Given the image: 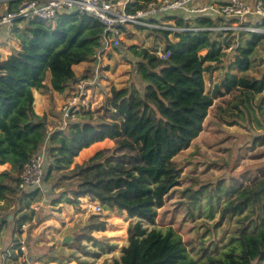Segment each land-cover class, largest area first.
I'll list each match as a JSON object with an SVG mask.
<instances>
[{"label": "trees", "instance_id": "16d2710c", "mask_svg": "<svg viewBox=\"0 0 264 264\" xmlns=\"http://www.w3.org/2000/svg\"><path fill=\"white\" fill-rule=\"evenodd\" d=\"M0 1L8 3L9 11L20 2ZM151 1L134 0L127 12L143 10ZM260 1L264 7V0ZM21 23L22 29L15 32L26 39V47L14 55L24 72L1 76L8 90L0 88V164L9 163L10 170L0 174V201L6 200L9 190L5 180L16 182L17 187L16 175L23 165L44 150V183L52 178L60 187L64 180L76 181L64 192L70 195L67 203L77 204L80 197L95 196L102 205H114L129 218L138 217L119 259L112 264H197L171 229H148L145 222L154 225L157 209L180 186L181 169L174 158L200 134L214 99H221L223 117L233 112L257 132L254 142L264 144V75L251 78L247 74L253 64L252 54L264 35L211 30L215 23L209 17L194 22L199 29L196 31L187 30L191 26L183 17H177L173 26L184 30L152 28L155 35L162 34L169 57L162 60L144 51L133 65V78L120 88H110L105 118L75 120L69 124L65 139L55 144L50 142L45 115L33 109L31 91L49 92V79L71 88L73 67L95 59L102 48L104 28L86 13ZM170 35L173 41L168 40ZM214 72L220 75L206 91L205 76ZM119 119L125 123V130H121ZM104 139L114 145L96 151L81 164H73L83 149ZM95 148L93 145L80 154ZM122 150L137 151L136 162L119 161L124 158L119 154ZM204 193L207 216L217 212L220 221L234 218L236 225L225 249L218 255L203 254V264H264V165L229 185L219 180L214 188L197 192L186 187L181 191L198 202V210L202 209L199 195ZM27 219L22 215L18 228ZM92 220L91 230L105 229L106 222L98 215ZM0 222L5 226V219Z\"/></svg>", "mask_w": 264, "mask_h": 264}, {"label": "rangeland", "instance_id": "374dc122", "mask_svg": "<svg viewBox=\"0 0 264 264\" xmlns=\"http://www.w3.org/2000/svg\"><path fill=\"white\" fill-rule=\"evenodd\" d=\"M7 7L6 1H0V14ZM166 20L168 19H165V22H168ZM224 20L222 17L212 19L218 29L224 26ZM167 24H174V21L171 20ZM233 24L237 25L236 22ZM21 26L22 24L18 25L16 30ZM154 32L152 28L129 26L121 36L118 49L105 50L99 56L96 55L98 58L90 61L81 71L77 70L79 73L75 75L72 87L67 88V97L60 105H55L59 107L57 111L53 109L54 114L58 116L48 112L49 117L51 115L49 118L43 114L51 143L59 144L61 139H65L69 124L75 120L95 122L105 118L104 104L106 97L110 96V88L122 87L133 78V65L144 51L151 52L157 45L164 46L162 34L155 35ZM18 35L20 33L15 32L8 37L14 42L16 39L19 48ZM20 39L23 41V38ZM168 40L173 41V36H168ZM252 58L253 64L247 74L251 78H260L264 75V40L255 49ZM218 75L220 72L212 73L211 78L205 76L206 91L212 88ZM100 95V105L102 104L103 108L99 109V113L92 108L91 100L99 99ZM73 96L77 98L80 113L66 117L62 109L65 105L70 107ZM258 98L259 96H256L257 100ZM221 105V99H214L200 134L175 156L174 162L181 169L180 186L166 199L164 206L157 209L154 225L145 222L148 229L155 228L162 232L171 229L175 236L181 238L188 254L197 260V264H203L204 255H218L225 249V244L235 232L236 223L234 218L220 221L217 212L213 217H208L205 193L199 195L202 209L198 210V202L188 194L182 195L181 191L186 187H191L192 191L197 192L214 188L219 180L224 185H229L244 174H253L256 168L264 165V144L254 142L257 132L233 112L229 113L228 117H223L220 113ZM118 122L121 130H125L123 120L119 119ZM96 151L98 150L95 148L92 152L81 155L77 163L73 164L83 163ZM119 154L124 156L119 161L124 159V164H130L136 162L138 153L122 150ZM75 182L74 179L64 180L60 187H56L54 180L49 178L44 183L46 193H23L20 202L22 211L15 216L17 232L15 231L14 241L25 244V259L29 264H112L114 260L119 259L121 247L127 244L128 235L138 217L129 218L114 205H102L95 196L80 197L77 204L67 203L66 197L70 195H64V192L72 189ZM5 183L9 185V190L6 200L0 201V219H5L7 214L16 208L22 194L17 190L16 182L6 179ZM89 198L91 203L100 205L99 210L87 208ZM22 215L28 217L24 223L26 227L18 228ZM94 215L106 222L104 230L91 231L89 225L95 222L92 220ZM4 227L0 225V235ZM65 236L70 237L68 243L62 242ZM16 248V245L10 248L13 249L10 252L11 260H16L12 264H20L14 252ZM11 260H6L5 264H11Z\"/></svg>", "mask_w": 264, "mask_h": 264}, {"label": "built area", "instance_id": "2783aa9c", "mask_svg": "<svg viewBox=\"0 0 264 264\" xmlns=\"http://www.w3.org/2000/svg\"><path fill=\"white\" fill-rule=\"evenodd\" d=\"M134 0H20L13 11L4 10L0 14V28L6 35L15 33L19 23L27 20L52 21L62 14L86 13L98 20L103 28L102 48L96 55L105 50L118 49L123 33L129 26L144 28H161L164 30L181 31L174 24H167L178 18H185L188 23L193 22L187 30H199L194 22L199 18L209 17L224 18V26L218 29V25L210 28L217 30H238L254 32L264 35V7L260 0H152L143 10L135 13L127 12V7ZM165 19H168L165 22ZM154 20V21H152ZM236 22L237 25L233 23ZM154 57L166 60L170 53L164 50V46L157 45L151 51ZM98 58L95 56V59ZM70 107L64 106L62 111L66 117L70 114L79 115L80 107L76 96L71 97ZM88 106V102L86 103ZM47 165L46 152L39 151L31 156L23 165L18 174L17 190L21 193H46L44 190L45 166ZM91 197V196H90ZM94 198V196H92ZM87 208L100 209V205L87 203ZM22 228L26 226L21 225ZM16 245L14 252L18 256L20 264H29L25 259L26 246L23 242L13 241ZM11 248V247H10ZM9 249L3 257V264L11 259ZM12 264V263H11Z\"/></svg>", "mask_w": 264, "mask_h": 264}, {"label": "crops", "instance_id": "0c3cea01", "mask_svg": "<svg viewBox=\"0 0 264 264\" xmlns=\"http://www.w3.org/2000/svg\"><path fill=\"white\" fill-rule=\"evenodd\" d=\"M22 23H19V25H21ZM19 29L21 27H18ZM11 37H8V35H6L5 31L3 28H0V88L2 90H8V87L6 86V82L5 80L1 77L6 73H10V72H24L22 69V64L21 62L16 58V56L14 55L15 51L20 50L22 47H26V39L20 34L17 36L18 40H19V48L17 47L18 45H16V39L15 42L10 40ZM20 38H23V41H21ZM21 46V48H20ZM13 53V54H12ZM89 64V62H84L81 63L79 65H76L73 67L74 73L77 76V70L81 71V69L84 68L85 65ZM26 72V71H25ZM48 85L50 87V91L47 93H43L41 91H37L35 89H32L31 91V95L33 97V109L36 112V114L38 115H47L49 117L48 112H50L51 115H53L55 113V111L58 110L59 107H56L55 105L59 104L65 100V98L67 97L66 93L67 92V88L60 86L59 84L55 83L52 79L48 80ZM120 88V87H119ZM101 95L99 96V99L94 98L93 100H91L92 102V108L95 110H98V112L100 113L103 106L101 103ZM55 108V111H53V109ZM51 115L49 118H51ZM54 116H58L57 114H54ZM58 136H62L61 134H58ZM64 138V137H62ZM55 139H53V141H55ZM64 139H61L60 141H62ZM113 141L110 139H104L103 141L100 142H96L92 145H90L88 148L83 149L82 151H86L87 149H89L91 146L95 145L97 150L103 149V148H109L113 145ZM80 153H83V152ZM78 154V156H76L74 158V163H77L76 161L79 159V157L82 154ZM137 158H138V154H137ZM10 170V165L9 163L5 162L3 164H0V174L2 172H7ZM17 224V221L15 220V222ZM15 224V225H16ZM16 231V229H15ZM91 231H95V230H91ZM17 232V231H16ZM23 232V230H22ZM97 232H101V231H97ZM16 239V237L13 238V241ZM12 258V257H11ZM11 260V259H10ZM15 261L11 260V263H14Z\"/></svg>", "mask_w": 264, "mask_h": 264}, {"label": "water", "instance_id": "95a60500", "mask_svg": "<svg viewBox=\"0 0 264 264\" xmlns=\"http://www.w3.org/2000/svg\"><path fill=\"white\" fill-rule=\"evenodd\" d=\"M20 202L17 203L16 208L11 210L5 218V227L0 235V264H3V257L12 246L13 237L15 234V216L20 210ZM1 220V219H0ZM1 225V222H0ZM69 236H65L62 240L63 243L69 242Z\"/></svg>", "mask_w": 264, "mask_h": 264}]
</instances>
